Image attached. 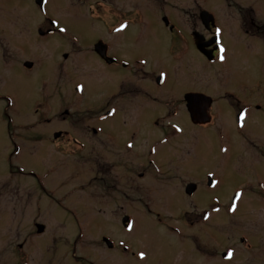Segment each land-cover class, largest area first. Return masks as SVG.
I'll return each instance as SVG.
<instances>
[{"label":"flooded vegetation","instance_id":"1","mask_svg":"<svg viewBox=\"0 0 264 264\" xmlns=\"http://www.w3.org/2000/svg\"><path fill=\"white\" fill-rule=\"evenodd\" d=\"M182 1L62 0L56 8L64 15L67 28L50 15L47 7L50 0H33L38 13L30 12L27 6L25 19L36 25L25 28L28 33L22 37L16 32L6 34L9 36L8 41L15 44L13 52L19 56L25 55L26 58L20 62L4 63L33 71L39 67L36 61L39 54L37 47L39 43L46 45L44 50L51 57L47 69L51 86L48 94L52 99V110L57 109L52 117L37 119L36 124L43 123L46 127L38 131L34 138L40 142L45 141L50 148L51 159L71 156L80 159L87 156L94 163L96 172L92 180H99L100 188L106 192L110 190L116 204L119 193L126 205L132 203L135 200L132 192L143 185H148V189L150 186L153 198L166 202V195L157 191L160 188L156 180L162 176L168 158H180V154L169 151L167 145H172L171 142L182 134L193 132L191 139L194 140L193 146L198 144L195 145L197 150L208 146L211 148L216 139L227 141L232 149L228 158L223 157L221 162L225 164L224 161H228L229 165L235 162L243 164L240 169L232 167L241 182L232 196L223 203L226 213L232 215L240 200L247 196V190L261 193L264 189V152L260 151L261 160H257L256 164L236 150V143L241 140L259 150L256 141L264 135V0H191L195 12L193 28L189 33H184L176 23L170 21L168 11L161 13L167 4L181 7ZM15 2L7 4L0 0L4 7ZM157 12L162 14L161 22L170 35L164 42L162 55L167 66L171 64L174 67L175 78L179 77L176 86H168L165 72L150 65L151 45L148 46L145 42L147 39L143 38L147 30L143 22H147L148 15ZM38 18L42 19L40 24ZM122 24L125 27L117 31ZM10 26V30H5L21 32L19 26ZM86 29H91V32L83 37ZM217 29L220 30L218 34ZM56 35L61 37H54ZM23 38H28L24 44L30 47L29 55L21 53L20 46L23 44L18 45ZM56 40L58 43L54 42ZM174 48H179V51L175 53ZM192 49L199 55V60ZM0 50L4 55L10 53L8 48L1 47ZM34 52L37 53L35 56ZM166 52L169 53V60ZM15 54L12 56L15 57ZM187 58L191 60V69H178ZM203 66L207 68L205 72L200 69ZM85 70L95 72L94 82L84 78L86 76L82 72ZM59 74L68 77L69 83L75 84L55 86L54 80ZM74 75L83 78L75 79ZM85 80L90 83L86 91ZM177 86L179 89L175 90ZM92 93L95 94V108H87L91 114L82 117L83 114L75 113L72 105L79 104L74 100L81 97L87 99V95ZM241 112L245 114L243 121L239 118ZM85 120L91 123H85ZM6 121L9 136L10 117ZM9 139L12 150L8 159L11 161L28 145L18 144L11 137ZM196 153H189L184 159L185 163ZM42 154L45 155L43 151ZM11 167H15L19 174L27 173L32 177L39 187L37 189L49 194L47 198L56 208L63 209L70 216L76 217L80 211L73 206L88 205L89 202L93 204L100 200H95L92 193L82 199L79 194L75 196L71 188H67L60 201L50 190L56 180L49 178L53 181L47 183L48 176L55 171L50 170V173L38 178L34 172H25L20 166L11 164L9 169ZM214 182L210 188L215 187ZM83 185H74L75 190L84 189ZM236 193H240L239 197ZM66 199L68 202H64ZM246 204L245 201L243 206ZM34 206L37 208L35 210L39 209L37 202ZM51 207L48 203L47 208ZM118 211L117 206L111 210L112 220L116 223ZM157 217H160V212ZM40 223L44 224V229L37 233L38 236L46 234L48 228L45 223ZM131 224L130 213H123V229H129ZM103 237L107 236L101 235L102 241ZM109 239L112 244L109 247L105 244L108 248L121 246L120 242L114 243L111 237ZM239 242H244L243 237H239ZM17 246L21 249L22 243ZM246 247H252L250 242ZM196 249L199 250V245H196ZM209 253L211 255L206 258L210 260L217 256L215 251ZM219 255L228 261L235 259L234 255L230 259L224 257L223 252Z\"/></svg>","mask_w":264,"mask_h":264},{"label":"rangeland","instance_id":"2","mask_svg":"<svg viewBox=\"0 0 264 264\" xmlns=\"http://www.w3.org/2000/svg\"><path fill=\"white\" fill-rule=\"evenodd\" d=\"M3 1L7 4L13 1L19 3L6 4V7L0 4V48H8L7 51L10 52L4 55L0 50V264H226L221 258L219 259L218 254L228 251L229 248L234 252L235 259H231L228 264L257 262L264 264V189L261 193L247 190V196L240 200L234 214L226 213L223 203L227 201L226 198L232 196L241 182L232 167L240 169L243 164L235 162L229 165L228 161H224L225 164L221 162L223 157L228 158L232 149L231 144L225 140L216 139L211 148L208 146L197 150L198 144L193 146L194 140L191 139L193 132H187L186 135L182 134L181 137L173 140L172 145H167V149L174 154H180V158H168L163 166L162 176L156 180L160 188L157 191L161 195H166L165 203L153 198L150 186L148 189V185H143L132 192L135 199L132 203L126 205L119 193L116 204L113 202L111 191L106 192L101 189L99 180H92L96 172L94 163L89 161L87 156L80 159L73 156L50 158V148L45 141L40 142L34 138L38 131L46 127L43 123L36 124L37 119L52 117L57 109L52 110V99L48 94L51 86L49 87L50 75L47 69L51 57L44 50L46 45L39 43L37 47L39 54L33 53V56L37 54L36 61L39 66L33 71L29 72L13 64H5L7 61L20 62L26 58L25 55L19 56L13 52L15 44L8 41L9 36L6 34L16 32L21 34V37L26 35L28 30L25 28L36 25L25 19L26 7L28 6L30 12L38 13V10L33 0ZM61 2L62 0H50L47 7L51 12L50 15L68 28L64 15L56 8ZM180 6L167 4L161 13L168 11L170 21L176 23L184 33H189L193 28L194 5H191V0H183ZM161 15L159 12L148 15L147 22H143L147 27L143 38L147 39L145 42L148 46L151 45L150 65L165 72L168 86H176L179 84V77L175 78L174 67L171 64L167 66L166 59L162 55L164 42L170 35L161 22ZM37 20L40 24L42 19ZM12 24L19 26L21 32L5 30V28L10 30ZM90 32L91 29L84 30L83 37ZM27 39H21L18 45L23 44L22 47L20 46L21 53L29 55L30 47L24 44ZM54 42L58 43L57 40ZM173 50L177 53L179 48ZM166 53V58L169 60V53ZM192 53H195L194 56L199 60L197 52L192 49ZM12 54H15V57ZM181 64L185 67L182 65L177 67L178 69L190 70L192 67L190 58ZM200 69L205 72L207 68L203 66ZM82 73L86 76L85 79L94 82L93 70H85ZM73 78L83 77L74 75ZM86 80L85 91L90 87V83ZM54 83L57 87L75 84V82L69 83L68 77L60 74ZM177 89L178 86L175 90ZM94 98L95 94L92 93L87 95V99L81 97L74 100L79 104V106L72 105L74 112L83 114L82 117L91 114L87 108H95ZM7 117L11 119L9 136ZM84 122L91 123L89 120ZM31 124L34 125L30 126ZM9 137L18 144L28 145L22 152L12 157L11 161L8 159L12 150ZM256 143L260 147L259 150L241 140L236 143V150L241 156L249 157L257 164V160H261L260 151L264 152V135ZM193 151L197 153L185 163L184 159L189 153L193 154ZM11 164L22 167L25 172H34L38 178L50 173V170L55 171L48 176L47 183L52 182V179L56 180L54 185L49 186L52 187L50 188L52 195L60 201H62L61 195L67 188H71L75 196L79 194L82 199L92 193L95 200H100L93 203L96 205L89 202L88 205L73 206L78 207L80 211L77 212L76 217L70 216L63 209L56 208L47 198L49 194L37 189L39 187L27 173L19 174L15 167L9 169ZM49 165L56 167L48 168ZM65 167L68 168V172ZM210 173L216 181L213 188L206 184ZM188 182L198 185L193 196H187L184 192ZM81 184H84V189L75 190L74 185ZM244 200L247 204L243 206ZM36 202L39 205L38 210H35ZM64 202H68V199ZM146 202L148 205L145 206ZM48 203L51 208H47ZM116 206L119 208L118 223L112 220L111 215V210ZM125 212L130 213L132 218L131 228L127 230L121 226V216ZM158 212H160L159 218ZM2 220L4 223H1ZM37 221L46 224L48 227L46 234L39 236L36 234L34 224ZM101 235L111 237L114 243L118 241L121 246L108 248L101 240ZM240 236L244 237L243 244L239 242ZM249 237L253 242L249 241L252 247L247 249ZM20 242L21 249L17 246ZM74 242L75 247H73ZM196 245H199V250L196 249ZM213 251L217 256L211 261L206 257ZM141 252L144 253L143 258L140 256Z\"/></svg>","mask_w":264,"mask_h":264},{"label":"snow or ice","instance_id":"3","mask_svg":"<svg viewBox=\"0 0 264 264\" xmlns=\"http://www.w3.org/2000/svg\"><path fill=\"white\" fill-rule=\"evenodd\" d=\"M53 23H58V22H57V21H53ZM124 27H125V25L122 24V25L120 26V28L117 29V31H120V30L123 29ZM60 30H61V31H65V29H60ZM219 31H220V30L217 29V34L219 33ZM220 51L223 52L224 49L221 48ZM220 59L223 60L224 57L221 56ZM244 115H245V114H244L243 112H241V113L239 114V118H240L241 121H243V119H244ZM241 127H243V124H242V123H241ZM209 175H211V173H210ZM214 183H215V182H214ZM236 195H237V197H239L240 193H236ZM233 208H234V205H233ZM205 219H207V216H205ZM129 228H131V225H129ZM232 255H233L232 250L229 249L228 252H227V258L230 259V258L232 257ZM140 256H141V258H143L144 253L141 252V253H140Z\"/></svg>","mask_w":264,"mask_h":264},{"label":"water","instance_id":"4","mask_svg":"<svg viewBox=\"0 0 264 264\" xmlns=\"http://www.w3.org/2000/svg\"><path fill=\"white\" fill-rule=\"evenodd\" d=\"M28 65H30L29 63H28ZM209 184H211V180L209 179ZM194 189H195V184L194 183H190V184H188L187 186H186V193H188V194H192V192L194 191ZM124 221H125V219H124ZM38 230L40 231V230H42V227H38Z\"/></svg>","mask_w":264,"mask_h":264}]
</instances>
